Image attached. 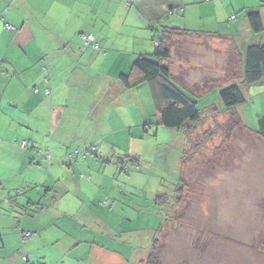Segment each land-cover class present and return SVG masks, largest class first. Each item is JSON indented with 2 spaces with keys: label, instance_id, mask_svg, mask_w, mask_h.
Wrapping results in <instances>:
<instances>
[{
  "label": "rangeland",
  "instance_id": "1",
  "mask_svg": "<svg viewBox=\"0 0 264 264\" xmlns=\"http://www.w3.org/2000/svg\"><path fill=\"white\" fill-rule=\"evenodd\" d=\"M178 1L187 9L183 20L190 29L222 35L231 33L230 41L234 42L235 48L228 45V48L221 50L224 53H212L210 49L207 53L204 45L187 47L195 65L203 61L214 66L216 61L217 68L211 72L221 67L219 59L225 61L221 76L224 82L207 91L199 94L189 92L172 77V83L185 94L187 91L189 94L186 95L197 103L202 118L190 138L193 155L184 167L187 186L182 203L175 209H169V213L155 205L154 200L158 195L173 194L179 180V163L186 141L184 132L158 125L148 84L129 91L123 89L125 93L122 95L114 93L111 102L110 97L106 100L108 104L103 107V114L94 112L92 122H89L87 115L83 119L81 139L72 149L73 154L79 152L78 158L76 161L66 157L56 160L57 166L53 167L49 176L46 165L53 163V157L47 158L46 144H42L49 134H42L40 128L29 126L37 124V121L42 126L46 111L31 114L30 105L26 102L7 107L9 86L2 96L0 121L6 123V128H2L0 137L18 130L34 136L37 134L43 142L34 141L33 147L41 151L39 154L34 153L32 148L17 147L25 159L19 155H14L13 159L15 165L18 163L17 170L26 171L18 176L19 182L24 184L18 189H8L9 193L0 188V202L10 195L24 202L31 198L34 203H40V207L27 211L15 205L18 225L12 227L9 233L17 236L7 239L6 243L11 248L17 247L18 252L14 251L8 257L17 258V262L6 261L5 258L0 264H26L24 259L28 257V252L24 245L29 238L23 239L21 235L27 232L33 237L41 234L45 245H41L42 241H36L34 245L40 258L44 254L61 253L58 260L54 258L53 264H106L102 251L114 253L120 258V263L136 264L138 255L142 259L149 253L160 227H164V232L159 235L162 264H264V140L252 133L258 129L257 119L264 116V81L243 89L245 102L234 109L246 129L231 125L218 98L221 89L242 79L245 48L253 44L264 47V32L253 34L245 18L247 12L258 10L264 25V4L260 2L264 0ZM66 3L68 9L75 8L71 12L75 14L76 6H70L72 1ZM105 3L107 7L111 5L114 13L118 11L116 15H120L122 7L117 5V0H106ZM31 7L35 10L34 20L40 19L36 11L42 8V0H33ZM54 7L59 8L56 4ZM0 9L30 11L24 0H0ZM183 12L179 10L173 18H161V25L179 27ZM118 18L114 17L110 27L113 31L121 29ZM1 19L2 16L0 22L3 23ZM7 26L3 28L7 29ZM10 30L14 31L13 28ZM104 33L111 41L127 42L131 55H136L134 51L145 44L141 34L138 36L126 30L119 32V35L108 34L109 29H104ZM152 36L148 38V44L153 50ZM179 44L171 41L170 66L177 75L180 72L174 66L178 63L175 55H179ZM43 82V78L37 85L26 81L23 84L27 89L24 99L34 96L35 88L41 91ZM102 116L107 122H101ZM130 141L136 143L130 145ZM137 144L141 147L139 154H129ZM91 147L95 148L97 158L95 154L86 153ZM126 155L137 158L136 165L124 160ZM21 160L25 161V165H21ZM30 160H33V165H30ZM76 164L80 167L69 168V165ZM40 169L45 172L42 173ZM70 169L89 175L90 186L82 187L81 193L77 190L61 197L58 186L53 188L56 185L54 177L63 175L61 180L66 181L71 176ZM87 170L96 171L95 175ZM47 178L49 186L42 187L45 185L42 182ZM48 189L51 190L46 195ZM18 191L23 194L18 195ZM102 203L113 204V207L103 209L100 207ZM58 206L66 208L67 215H62ZM89 212L95 217L90 216ZM98 219H102L111 228L110 231L106 232ZM64 254L70 256L63 258Z\"/></svg>",
  "mask_w": 264,
  "mask_h": 264
},
{
  "label": "crops",
  "instance_id": "2",
  "mask_svg": "<svg viewBox=\"0 0 264 264\" xmlns=\"http://www.w3.org/2000/svg\"><path fill=\"white\" fill-rule=\"evenodd\" d=\"M32 1L24 0L26 6L28 4L30 11H27V9L26 11L21 10V12L19 10L0 9V16L3 18L1 19L3 23L0 22V110L2 108V96L5 95L10 86V97L7 100V107L11 104L19 103L22 105L26 102L30 105L29 112L31 114L45 110L42 126H39L38 121L37 124H29V126L38 130L40 128L41 133H48L49 137L43 142V140H39L40 137L37 134L34 136L32 133L25 134L18 130L11 131L9 136L6 134L4 137H0V188L7 193L10 192L8 189L20 188L19 186L24 184L19 182L18 176L26 171L20 172L17 170L16 165L18 163L15 165L13 159L14 155H19L22 159H25L21 156V144L26 142L27 149L30 150L32 148L33 152L35 140L46 144L45 154L53 157V163L46 165L48 166L46 172L49 176L53 172V167L57 166L56 160L65 159V156L76 148L75 144L81 139L80 133L84 123L83 119L88 115L89 122H92L94 112L103 114L105 111L103 107L107 106L108 102L106 100L109 97V102H111L114 93L118 95L125 93L118 80L120 73L124 74L130 70L131 63L137 58L136 56L151 54L153 50L148 44V38L151 36L152 30L157 31L163 26L161 25V18L167 17L165 15L167 10L183 7L182 20L185 18L187 10L178 0H133L131 4H127V0H117V5L122 7V11L120 15H116L118 11L114 13L111 5L107 7L106 0H100V2L98 0H42V8L36 11L41 18L35 21V10L31 7ZM69 1H72L70 6H76L75 14L71 13L75 8L68 9V3L66 2ZM124 2H126V6ZM55 4L59 6L58 9H54ZM66 8L69 12H66ZM2 12L3 14L1 15ZM66 13H69L68 16H65ZM115 16H119L118 22L121 29L113 31L110 27ZM173 17L170 16L168 18ZM6 24L11 26L14 31L4 29ZM177 28L193 30L188 27L187 22L184 20L179 23ZM104 29H109L110 33L108 34L119 35L118 33L123 32V30L132 32L135 35L138 34V36L141 34L145 44L141 48L139 47L137 51H134L137 52L136 55H131L127 48V42L109 40L107 33H104ZM83 34H90L95 38L99 47L97 51L83 47ZM223 34H221V38L200 37L186 38L185 40L181 37L173 38V42L181 43L179 44V55L176 56L174 52L178 62L174 68L175 70L177 69V72H180V75H177L171 66L170 69L172 68V77L179 82L180 87L187 88L189 92L199 94L224 82L225 79L221 78L225 70L224 60L219 59L221 67L219 70L211 72V70L217 68L215 60L214 66L203 61L201 64L195 65L187 51L188 46L193 47L195 45H204L207 53L209 49L212 53H224L225 51L222 52L221 50L229 46H232L235 50L234 42L230 41V35H233L228 32ZM184 41L185 43H182ZM224 42H227L226 45H221ZM199 53L201 52L199 51ZM27 77L29 80H27ZM41 78L44 81L42 84L43 89L40 91L35 88L38 90L36 93L33 90L35 95L24 99L27 89L23 84L26 81H30L31 84L37 85L40 83ZM203 78L205 79L204 83ZM18 83L21 84L18 86ZM46 89L50 90L48 95L44 93ZM126 90L129 91L128 89ZM185 92L189 94L187 91ZM101 122L105 123L107 119L102 116ZM5 124L0 121V136L2 128H6ZM30 138L32 141L29 140ZM135 143L131 142L130 145ZM140 148V145L138 146L137 144V147L130 149L129 154H139ZM11 156L12 163L10 161ZM33 164V160H30V165ZM43 164L45 165L44 162ZM21 165H25L24 160H21ZM78 165H69V168L73 166L80 167ZM27 167L31 168V166ZM59 170L56 169V171ZM40 171L42 173L45 172L43 169H40ZM87 171L92 172L94 175L96 172L93 170ZM69 172L71 176L66 181L61 180L63 175L54 177L56 185L53 188L58 186L61 197L77 190L81 193L82 187L90 186L88 178L91 179V177L86 175L85 172L83 173L81 170L72 171V169ZM30 174L32 175V170H30ZM42 183L45 184L42 187L49 186V179L47 178ZM28 190L29 188H27ZM50 190L45 191L46 195ZM21 194L23 193L21 192ZM25 200V202L23 200H15L14 197L7 195L0 202V261L7 258L6 261L17 262V258H8L14 251L18 252L17 247L11 248L6 243L7 239L17 236L15 233L13 236L12 232L9 233L12 227L15 228L18 225L17 214L14 213L16 210L15 205L27 211L32 208L36 210V207H40V203H34L31 198ZM23 203L24 205H22ZM112 205L102 203L100 207L103 209L105 207L112 208ZM58 209H60L62 215H67L68 211L66 208L61 209L58 206ZM89 213L90 216L95 217L92 212ZM98 220L105 227L106 232L110 231L111 228H108L102 219ZM23 234L21 235L23 239L29 238L24 245L28 252V257L24 259L26 264H41V260L42 264H48V261H50L49 264H53L54 258L57 257L58 260L61 257V253H55V255L44 254L40 258L39 254H37V249L34 250V245L36 241H42L41 234L33 237L30 233L31 235L27 238H24ZM51 243L54 242L51 241ZM42 244L45 245V242L42 241ZM102 252L105 253L103 256L106 264L108 262L125 264L120 263V258L115 256L114 253ZM68 255L70 256V254ZM69 256L64 254L63 258ZM146 256L140 259L141 257L138 255L136 259L139 262L144 260Z\"/></svg>",
  "mask_w": 264,
  "mask_h": 264
},
{
  "label": "trees",
  "instance_id": "3",
  "mask_svg": "<svg viewBox=\"0 0 264 264\" xmlns=\"http://www.w3.org/2000/svg\"><path fill=\"white\" fill-rule=\"evenodd\" d=\"M260 2L264 4V1ZM131 3H133V0H127V4ZM182 9L183 7H180V9L171 8L167 10L165 15H167V17L177 16L178 11ZM245 18L253 34L257 35L264 32L262 14L260 11L255 10L247 12ZM9 28L12 29L11 27ZM152 35V43H154L153 52L149 55H138L128 73L120 74L118 80L122 87L128 90L135 89L143 84H148L151 90L154 107L156 109L158 125L168 129H175L179 132L182 131L185 134L186 145L180 158L179 180L174 187L173 194L158 195L154 200L156 206L169 213L172 207L175 209V207L181 204L184 199L183 193L187 186L184 177V167L193 155V150L190 148V146H192L190 138L195 133L197 125L202 121L201 114L196 107L197 103L188 97L182 89L172 83L170 69L171 41L175 37L185 39L200 37L221 38L222 35L219 33H206L203 31L186 30L165 25L161 26L157 31L152 30ZM85 36H91L92 41L88 43L85 42ZM82 38L84 42L83 47L91 48L95 51L99 49L98 43L92 35L83 34ZM241 78L242 79L239 83L230 84L221 89L218 98L224 106V111L228 114H225V116H227L231 125L246 129L241 125V120L234 109L245 102L243 89L264 81V47L262 45L253 44L248 45L245 48L243 73ZM257 123L258 129L252 133L256 134L258 138L264 140V116L259 117ZM75 152L77 153L75 159H77L79 152ZM71 154H73V152L65 157L69 159L68 157ZM85 155L83 156L84 158L86 157ZM124 160L136 165L137 158H131L126 155L124 156ZM120 163L122 164L123 162L120 161ZM17 194L20 195L21 192L19 191ZM163 232L164 227H160L158 231H156L157 236L153 238L150 251L146 258L136 264H162L159 249V235Z\"/></svg>",
  "mask_w": 264,
  "mask_h": 264
},
{
  "label": "built area",
  "instance_id": "4",
  "mask_svg": "<svg viewBox=\"0 0 264 264\" xmlns=\"http://www.w3.org/2000/svg\"><path fill=\"white\" fill-rule=\"evenodd\" d=\"M232 20L234 19L233 17L231 18ZM8 29H10L9 27H7ZM84 40H85V42H91L92 41V37L91 36H85L84 37ZM38 90L37 89H34V93H36ZM44 93L47 95V94H49V90L48 89H46V90H44ZM21 148H23V149H27V144H26V142H23L22 144H21ZM34 152H37L38 154L41 152L39 149L38 150H36V149H34ZM95 152V148L94 147H91L90 149H88L87 150V153H94ZM76 155H77V153L75 152V154H71V155H69V159L72 161V160H74L75 159V157H76ZM31 234L30 233H25V234H23V237L24 238H27V237H29Z\"/></svg>",
  "mask_w": 264,
  "mask_h": 264
}]
</instances>
